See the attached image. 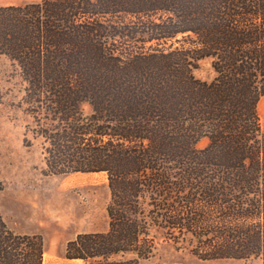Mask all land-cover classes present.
<instances>
[{
  "label": "trees",
  "instance_id": "16d2710c",
  "mask_svg": "<svg viewBox=\"0 0 264 264\" xmlns=\"http://www.w3.org/2000/svg\"><path fill=\"white\" fill-rule=\"evenodd\" d=\"M2 56L24 146L50 173L106 175L107 229L77 234L63 258L264 264V0L0 5ZM202 59L209 80L194 75ZM42 254L0 213V264Z\"/></svg>",
  "mask_w": 264,
  "mask_h": 264
},
{
  "label": "rangeland",
  "instance_id": "374dc122",
  "mask_svg": "<svg viewBox=\"0 0 264 264\" xmlns=\"http://www.w3.org/2000/svg\"><path fill=\"white\" fill-rule=\"evenodd\" d=\"M32 0H0V5ZM194 75L203 80L213 76L209 59H202ZM19 81L5 57H0V213L13 232L37 234L43 242L41 264H80L63 258L65 244L79 233L102 232L108 227L106 207L109 190L104 173H50L39 146L23 144V114L14 106ZM85 112L88 107L84 106ZM264 130V96L258 103ZM186 264H209L184 257ZM156 259L140 260L153 264ZM165 264V263H162ZM170 264V263H168ZM228 264H259L239 261Z\"/></svg>",
  "mask_w": 264,
  "mask_h": 264
}]
</instances>
